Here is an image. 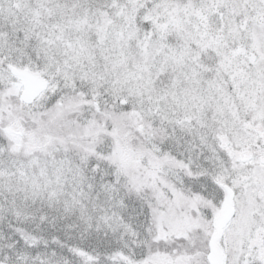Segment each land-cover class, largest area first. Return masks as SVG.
<instances>
[{
    "label": "snow or ice",
    "instance_id": "6c2138e0",
    "mask_svg": "<svg viewBox=\"0 0 264 264\" xmlns=\"http://www.w3.org/2000/svg\"><path fill=\"white\" fill-rule=\"evenodd\" d=\"M0 264H264V0H0Z\"/></svg>",
    "mask_w": 264,
    "mask_h": 264
}]
</instances>
